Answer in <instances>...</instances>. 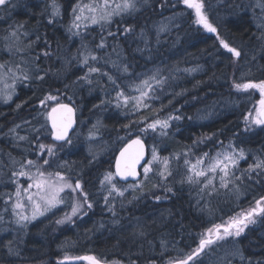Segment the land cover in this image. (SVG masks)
Returning <instances> with one entry per match:
<instances>
[{"label":"trees","instance_id":"16d2710c","mask_svg":"<svg viewBox=\"0 0 264 264\" xmlns=\"http://www.w3.org/2000/svg\"><path fill=\"white\" fill-rule=\"evenodd\" d=\"M39 1L21 0L0 10V43L9 23L11 28L26 24L46 34L59 29L63 39L62 48L61 42L56 44L49 37L46 47L34 48L41 56L37 64L48 72L45 79L20 84L9 104L0 103V214H4L6 221L12 220L10 206L8 212L4 209L9 194L15 197L17 184L9 177L12 170H19V164L13 166L9 154L17 161L26 157L41 165L43 159H49L51 167L43 166L48 171H58L63 166L61 174L72 182H81L93 208L86 216L73 218L68 224L56 221L63 219L69 206L58 207L40 219L27 222V228L22 231L14 223H2L0 226L5 229H0V264H58L66 257L88 255L108 262L123 260L125 264L129 255L137 264L152 261L167 264L180 249L186 254L194 248L198 236L213 225L226 224L230 218L255 207L256 200L264 197V173L258 176L246 170L257 158L264 159V127L253 125L246 130L245 117L254 111L260 94L254 89L238 92L233 88L234 81L264 79V41L257 38L262 31L257 25L264 16L260 8L251 6L255 0H203L204 12L217 28L216 35L194 22V11L184 6L182 0H148L141 11L116 19L108 26L113 32L123 33L128 26L134 30L117 40L108 37L109 47L104 50L95 49L101 35L99 26H90L86 32L81 28L86 37L83 41L81 36L68 31L72 8L79 0H55L61 2L63 13L62 20L52 24L45 20L48 15L43 13L44 5ZM166 18L176 21L170 30L164 31L161 22ZM217 34L242 52L239 59L220 46ZM82 42L97 55L110 53L113 46L117 47L121 55L118 58L113 54L112 59L119 61L120 69L104 63L96 66L112 75L119 89L99 74L90 77L92 84L80 79L87 73V67L81 63ZM45 50L51 56H43ZM64 62L70 63V67H62ZM125 64L128 73L122 71ZM157 70L167 77V82L162 91L157 89L158 98L149 102L152 108L132 114L129 109L115 106L117 91L138 95L132 91L134 85ZM48 94L58 95L78 112V128L72 143L56 145L52 157L46 152L43 156L38 154V133L34 130L46 125L41 129L39 142L54 145L45 116L38 114L43 112L38 107L40 100ZM161 107L163 110L159 111ZM169 114L179 115L181 119L170 121L167 136L150 131L147 136L140 131L144 124L139 121L151 122L157 116L166 118ZM13 128L15 133H10ZM19 136L29 137L30 142L20 141ZM136 137L147 143L150 159L153 148L160 156L169 158L172 175L161 179L150 173V179H142L141 189L122 185L115 179L113 182L127 191L124 197L112 201L118 214L113 217L103 199L108 186L102 182L108 172H113L120 149ZM229 144L245 153V159L233 169L242 177L235 181L239 195L225 189L207 195L199 191L200 185L187 182L184 153L195 163L204 153L215 157L219 152L230 151ZM92 145L98 146L97 149H91ZM15 179L19 185L25 184ZM213 184L219 187L218 176ZM166 187H171L172 192H167ZM156 196L161 199L157 201ZM253 219L255 222L249 223L239 237L229 238L244 257L241 260L239 256H229L231 264H264V214ZM114 220L119 222L113 223ZM140 232L144 235H138ZM162 239L168 242L166 251L161 248ZM9 240H15L12 248L19 255L9 254L5 246ZM226 251L233 253L235 249L229 246L227 250L218 248L209 256L202 254L203 264H221Z\"/></svg>","mask_w":264,"mask_h":264},{"label":"snow or ice","instance_id":"6c2138e0","mask_svg":"<svg viewBox=\"0 0 264 264\" xmlns=\"http://www.w3.org/2000/svg\"><path fill=\"white\" fill-rule=\"evenodd\" d=\"M10 0H0V7L7 8ZM182 2L189 9H193L195 12V23L202 26L209 33H217V28L209 21L208 16L204 12L203 0H182ZM148 0H89L88 3H84V0L73 6L72 13L73 18L68 26V31L74 36H81L82 41L86 39L80 31L81 28L86 32L90 26H99L101 29V35L99 43L95 45V49L104 50L109 47L107 38L112 37L117 40L120 35L131 33L134 29L131 26L125 27L123 33L119 31L113 32L108 26L113 23V19L116 16L132 15L140 10L142 4H147ZM244 7V5H239ZM254 8H260L262 16H264V0H255V4L251 5ZM60 13V6L53 0L52 4V16H57ZM49 24L53 23L52 19H49ZM258 28L262 31L257 37L261 41H264V18H261L258 23ZM25 25L21 24L12 27L10 31H6L3 36L2 43H0V54L6 53V56H0V84L3 85V89H0V96L5 102L12 99L15 94V89L18 83L24 84L32 80H44L48 72L45 69L40 68L36 61L41 59L40 55H34L35 49L33 48V41L25 43L27 36L24 29ZM106 32L107 35H103ZM217 39L220 41V46L227 50L231 54V57L239 59L242 55L240 50H237L234 46H230L228 42L220 38L217 34ZM39 40V37H37ZM80 54L82 56L81 63L87 67V73L85 76L80 77L86 83L92 84L93 80L90 78L93 74H99L106 76L108 81L119 89L120 85L116 79L104 72L102 68L97 67V64H111L112 67L120 69L121 65L118 60H113L112 55L115 54L118 58L120 52L116 46L112 47L111 52H102L97 55L88 44H81ZM43 56L49 57L51 53L45 50L42 53ZM93 62V63H90ZM122 71L128 73L129 68L125 64L122 66ZM43 72V75L41 74ZM167 82V77H163L160 70L152 73L146 78L142 79L138 84H135L132 91L138 93V95L126 94L123 90L117 91L115 100L117 108L129 109L132 114L139 112L142 109L152 108L150 101L157 99L155 95L157 89L163 90L164 85ZM233 88L238 92H248L249 90H256L260 94L259 108L254 112H249L245 117L246 130L251 126L264 127V79L258 82H233ZM70 99V98H69ZM111 101H109L110 103ZM131 105V108H129ZM19 108L20 105H17ZM39 107L44 111L40 113L42 116H46L47 121L51 123V138L57 142H64L71 144L72 140L68 133L75 124V108L74 106L61 101L58 95L48 94L46 97L40 100ZM98 107V106H97ZM163 107L159 111H162ZM178 111V110H177ZM57 114L60 119L58 120ZM181 116L169 114L166 118H157L151 120V122H145V120L139 121L144 124V127L140 128L142 133L148 134L158 133L161 136L168 135V129L171 127L170 121L180 120ZM26 123H31L26 121ZM20 127L19 125L16 126ZM46 125L42 124L39 128H34L38 133L36 136L37 147L40 150L39 155L43 156L46 152L48 157H52L56 153V145H46L39 142V134L41 129ZM96 127L95 125L93 126ZM130 127V125L126 126ZM10 133H15L16 129H10ZM20 141H29L27 136H19ZM30 142V141H29ZM62 147V145H60ZM230 151L219 152L215 157H209L208 153H204L198 157L195 163L190 162L187 159L188 153H184L185 165L187 168V182L191 185H200L199 191L212 195L214 192H218L220 189L233 191L239 195L240 189L235 185L236 180H241V176H237L233 169L237 168L239 161L245 159V153L243 149L237 151L231 144L228 145ZM178 158V157H177ZM207 158L208 163L205 164ZM11 164L14 166L19 164V170H12L10 181L17 184L15 189V199L12 200V195L9 194V200L5 201V212L11 209V216L13 221H6L5 216L0 214V223L14 222L18 229L21 231L27 228V222L37 219L40 216H44L46 213L58 208L60 205L68 204L70 212H65L63 219H58L57 224H63L65 222H73V218H81L86 216L88 211L93 208V203L89 200V194L84 191L83 185L79 180L72 182L70 177L61 174L60 171H48L43 168L44 165L51 167L49 159H43V164H38L36 160L22 158L17 161L9 154ZM154 165H160L156 167ZM203 166V167H202ZM35 168L36 171L32 172L31 169ZM142 168L143 180L150 179L149 174L159 176L161 179H167L172 175V171L169 168V158L162 157L158 154L157 150L153 148L151 152V159L145 160V142L140 137L132 139L130 142H126L125 146L119 153V159L115 163V172H108L102 185L107 184L108 194L103 197L104 203L107 206V210L116 217L117 211L115 204L112 202L116 197H124L127 188L118 186L113 181L116 177L121 180L127 181L129 177L136 179L139 175L137 169ZM27 169V170H26ZM248 173L255 172L258 176L264 173V159L257 158L255 162L249 165L246 170ZM209 173L212 175L209 176ZM219 177V187L213 184V181ZM16 177H27L30 183L24 188L16 181ZM205 178V179H201ZM251 179V175L248 176ZM183 183V181H181ZM159 186V185H157ZM231 186V187H230ZM128 187L134 189H141L142 183L138 182L135 185H128ZM35 189V191H32ZM67 190L68 196L62 195ZM167 192H172L171 187H166ZM114 194V195H113ZM111 198V199H110ZM155 199L159 201L160 196H156ZM26 201V203H25ZM121 204L123 202L121 201ZM30 209L31 214L26 215L25 212ZM264 214V197L257 199L255 207L240 213L237 217L230 218L227 224H215L212 228L207 229L205 233L198 236V243L194 248L184 254L183 250L178 251L176 257L170 258L167 264H203L201 259L202 254L209 256L210 253L215 252L218 248L227 250L230 246L235 249L233 253L226 251L225 257L222 259L221 264H231L229 256H239L241 260L244 259L242 252L236 247L234 240L230 241L229 238L239 237L249 223H254L255 216ZM118 220H114L113 223H118ZM103 227V225H101ZM136 235V233H134ZM138 235L143 236L144 233L140 232ZM22 239V237H20ZM15 240H9L5 245L8 248L9 254L19 255L18 251L12 248V244ZM167 241L161 240L162 250L167 249ZM175 249V245L173 246ZM65 259H68L67 257ZM76 260L87 261V264H125L123 260H114L111 262L102 261L95 256H78L74 257ZM63 264V261L58 262ZM127 264H137L135 260L128 256ZM150 264H155L154 261Z\"/></svg>","mask_w":264,"mask_h":264},{"label":"flooded vegetation","instance_id":"af4514ba","mask_svg":"<svg viewBox=\"0 0 264 264\" xmlns=\"http://www.w3.org/2000/svg\"><path fill=\"white\" fill-rule=\"evenodd\" d=\"M57 2L58 1H56V3ZM40 3H42L44 5L43 13L44 14L46 13V15H48V16H46V19H45L46 21H49V19H52L53 22H57L59 19L62 20L63 8H61V6H60L61 2L57 3L60 6V13H59V15L55 16L54 18L51 15L53 0H41V1H39V4ZM26 9H27V7H26ZM26 9H24V11H26ZM47 10H48V12H47ZM23 25H25V28L21 29V31H26V33H27V36L25 37V39H26L25 43H27L28 41H33L34 42L33 45H34L36 50L40 47H46L47 37H49L50 40L55 41L56 44L61 42L60 43V47H61L63 39L60 37V34L62 33V31H60L59 29H55L52 32H50L49 34H46V33L42 32L43 30L38 31L37 29H32L30 26H28L26 24H23ZM13 27H15V26H13ZM57 30H59V31H57ZM37 37H39V40H37ZM66 43H68V40H66ZM74 45H76V44H74ZM57 47H59V46H57ZM34 55H39V54L34 52ZM39 61L40 60L36 61V63ZM25 83H29V82H25Z\"/></svg>","mask_w":264,"mask_h":264},{"label":"rangeland","instance_id":"374dc122","mask_svg":"<svg viewBox=\"0 0 264 264\" xmlns=\"http://www.w3.org/2000/svg\"><path fill=\"white\" fill-rule=\"evenodd\" d=\"M15 2H18V3H20L21 2V0H10V2H9V4L11 5V4H13V5H15ZM9 4H8V7H10L9 6ZM147 5L146 4H142L141 6H140V10L139 11H141L142 9H144L145 7H146ZM184 6H186L185 4H184ZM187 7V6H186ZM3 9V7H0V10H2ZM5 10V9H4ZM3 10V11H4ZM191 10V9H190ZM193 10V9H192ZM2 11V12H3ZM139 11H137V12H139ZM194 11V10H193ZM137 12H135V13H137ZM195 13V12H194ZM53 18L55 17V16H52ZM119 18H122V17H120V16H116V17H114V19H113V21L114 20H116V19H119ZM176 20H174V18H166V19H164L162 22H161V26H162V30H164V31H166V30H170L173 26H174V22H175ZM10 29H11V25H10V23H9V26H8V29H7V31H10ZM207 32V31H206ZM2 38V37H1ZM24 40H26L25 38H23ZM33 47H34V45H33ZM35 48V47H34ZM6 55V53H3V54H0V56H3V55ZM0 62H2V60H0ZM62 67L63 66H66V68H68V67H70V63H67V62H64V63H62V65H61ZM42 75H43V73H41ZM39 81H42V80H39ZM20 85V83H18L17 84V88H18V86ZM23 85H26V83H24ZM28 85V84H27ZM0 89H3V85L2 84H0ZM15 94H16V89H15ZM15 94L13 95V97H12V99L10 100V101H8V102H5L4 101V99L2 98V96H0V103L1 104H4V105H6V104H9L12 100H13V98H14V96H15ZM259 100H260V95H259V98H258V102H257V104H256V106L255 107H253V110H256V109H258L259 108ZM39 107V106H38ZM40 108V107H39ZM41 109V108H40ZM41 111H44L43 109H41ZM254 112V111H253ZM39 115H40V113H38ZM42 116V115H41ZM44 117V116H43ZM44 118H46V116L44 117ZM147 136H148V134H146ZM150 136V135H149ZM95 145H97V144H95ZM95 145H92L91 146V149H92V147H93V149H97V147L98 146H95ZM38 164H40V162H37ZM62 168H63V166L62 167H59L58 168V171H61L62 170ZM31 171L32 172H35L36 171V169L35 168H32L31 169ZM18 178V181H20V180H22V181H24L25 182V184L24 185H22V187H24V188H26L27 187V184L28 183H30V181H28L27 180V177H17ZM158 191H159V193H161V191L158 189V188H156ZM32 191H35V189H32ZM62 195H68V192H67V190H66V192L65 193H63ZM15 199V197L14 198H12V200H14ZM25 203H26V201H25ZM68 206V204H65V205H60L59 206V208L61 207V208H66ZM55 209H53L52 211H50V212H53ZM64 212V211H63ZM66 212H70V208H68L67 210H66ZM49 213V212H48ZM25 214L26 215H30L31 214V212H30V209L29 210H27L26 212H25ZM47 214V213H46ZM45 214V215H46ZM4 215V214H3ZM44 215V216H45ZM44 216H40V217H38L37 219H40V218H42V217H44ZM63 216H64V214H63ZM237 217V216H236ZM37 219H35V220H37ZM35 220H32V221H35ZM7 221H13V217H12V220H7ZM31 222V221H30ZM6 223H10V222H6ZM11 223H14V222H11ZM69 222H66L65 224H68ZM2 223H0V225H1ZM15 224V223H14ZM227 224V223H226ZM0 229H2V230H4L5 228L4 227H1L0 226Z\"/></svg>","mask_w":264,"mask_h":264},{"label":"water","instance_id":"95a60500","mask_svg":"<svg viewBox=\"0 0 264 264\" xmlns=\"http://www.w3.org/2000/svg\"><path fill=\"white\" fill-rule=\"evenodd\" d=\"M213 35H216V33H212ZM57 118L58 120L60 119L59 117V114H57ZM74 119H75V124L73 125L72 129L69 131L68 135L69 137L71 138L72 135L74 134V132L76 131L77 129V126H78V115H77V111L75 109V116H74ZM48 128H49V131L51 133V123L50 121H48ZM51 142L55 145H64L66 143L64 142H57V141H54L52 140L51 138ZM130 142V141H129ZM145 142V141H144ZM125 146V145H124ZM123 146V147H124ZM122 150V149H121ZM120 150V151H121ZM120 151L118 152V154L116 155V158H115V161H114V167H113V171L115 172V163H116V160L119 159V153ZM150 159V152H149V147L147 145V143L145 142V160H149ZM139 175L136 179H133L132 177H129L127 181L125 180H121L119 177H116L117 181L122 184V185H129V184H137L138 182H140L143 178V170L142 168H138L137 169ZM63 261V264H87V261H84V260H76V259H73V258H68V259H63L61 260Z\"/></svg>","mask_w":264,"mask_h":264}]
</instances>
